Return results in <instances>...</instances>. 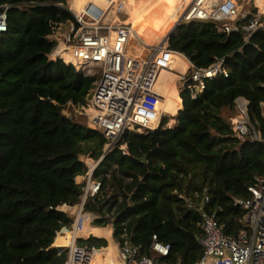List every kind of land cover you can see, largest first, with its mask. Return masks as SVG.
<instances>
[{"label":"trees","instance_id":"16d2710c","mask_svg":"<svg viewBox=\"0 0 264 264\" xmlns=\"http://www.w3.org/2000/svg\"><path fill=\"white\" fill-rule=\"evenodd\" d=\"M66 3L0 0L8 24L0 32V264H66L72 235L66 228L73 217L60 207L81 202L84 183L76 177L88 171L81 157L99 159L106 143L87 116L75 115L68 105H87L97 76L52 55L57 43L47 36L73 20ZM134 25L149 43L164 36L159 21ZM246 37L242 30L220 32L207 22L182 24L170 36L169 47L196 66L224 57L229 77L208 80L196 98L182 92L177 125L126 132L121 143L127 149L116 147L104 157L95 171L101 190L84 206L101 227L87 221L77 233L87 237L79 245L96 248L86 264L114 263L118 247L107 225L119 245L128 238L153 254L156 234L171 245L162 261L195 264L203 253V228L185 197L196 200L197 191L210 197L207 208L217 212L227 234L243 229L245 211L234 197H248L255 177L264 176V141L238 139L229 120L235 99L244 96L251 122L264 136V29Z\"/></svg>","mask_w":264,"mask_h":264},{"label":"built area","instance_id":"2783aa9c","mask_svg":"<svg viewBox=\"0 0 264 264\" xmlns=\"http://www.w3.org/2000/svg\"><path fill=\"white\" fill-rule=\"evenodd\" d=\"M72 13L78 25L68 47L72 61H66L56 52L59 41H55L57 45L52 55L61 57L85 75L97 76L87 105L76 107L72 102L68 105L79 108L78 113L87 116L88 126L106 137L99 159L89 155L81 157L88 166L81 180L84 183L81 202L60 207L73 217L68 231L79 233L89 221L90 212L84 209L86 201L101 190V181L95 176V171L104 157L116 147L127 149V143H121L126 132L149 133L165 125L163 120L167 113L161 112L158 107L163 97L155 85L164 70L172 69L173 58L169 57L168 52L174 50L169 47L168 35L175 33L182 24L207 22L214 24L220 32L242 30L248 39L257 29H264V13L260 10L244 12L239 0H192L178 15L175 27L154 43H148L130 21L126 0H104L102 4L88 0ZM248 16L250 20L240 24ZM7 28L5 8L0 11V32ZM135 45L147 51L143 54L131 53L130 49ZM225 62V58L221 57L208 67L192 63L186 71L181 90L196 98L206 88L208 80L229 77ZM235 111L229 118L234 135L242 141H264L262 133L251 122L249 100L246 97L238 96L235 99ZM65 113L70 114L68 109ZM248 190V197H234L235 204L245 211L244 227L237 235L227 234L217 212L207 208L210 202L207 194L203 196L197 191L196 200L185 197L188 205L199 212L203 228L200 239L203 253L195 264H264V176H256ZM90 214L93 220L97 217ZM79 238L76 237L67 246L69 255L66 264H86L91 260L93 249L79 245ZM151 248L153 254L145 253L139 245L126 238L119 247V255L124 264H171L160 259L169 255L170 244L160 241L154 234Z\"/></svg>","mask_w":264,"mask_h":264},{"label":"bare ground","instance_id":"6f19581e","mask_svg":"<svg viewBox=\"0 0 264 264\" xmlns=\"http://www.w3.org/2000/svg\"><path fill=\"white\" fill-rule=\"evenodd\" d=\"M75 1L80 2L83 5L88 0H75ZM94 1L101 3V4L104 2V0H94ZM191 1L192 0H189L187 5ZM255 5L257 7H259V10L262 13H264V0H255ZM136 13H139V12L136 11ZM177 18H178V16H177ZM177 18H175L174 21L170 22L168 27L166 29H164L165 30L164 36L169 31H171V29L173 28ZM135 28H136V26H135ZM77 29H78V25H77L76 21L73 19V20H70L68 23H66V26H65V24H63L62 26L54 28L53 32L47 36L51 41H59L60 42V46L56 49V52H58V55L63 56L65 58V60L68 62L72 61L68 47L71 45V42H72V40H73V38L77 32ZM146 41H147V39H146ZM146 51H147V49H144V48L140 47L139 45H135L134 47H132L130 49L131 53H139V54L142 53L143 54ZM170 52H174V51H170ZM174 53H177L179 58L176 59L175 61H173L171 70H164L161 73V75L158 78L157 83L155 85V88L162 93V97H163V99L160 101V103L158 105L161 112L166 108H170L172 110L171 106H173V107L177 106L178 107V104H176V102H177L176 100H174V99L170 100V96H172L171 89H174V88L177 89L178 98H179L180 97V91H179L178 86H177V80L179 78H181V74L186 73V71L188 70V68L192 64L190 62V60L188 59V57H186V55H184L183 53H178V52H174ZM181 63H184V64H182V67L180 68L179 66H181ZM188 63H189V66H188ZM184 67H185V69H184ZM176 69L178 70V74H175L176 77H174L171 74V71H176ZM169 93H170V95H168ZM169 105H171V106H169ZM177 107H174V108H177ZM76 234L77 233H74V235L71 236V242H73L76 239Z\"/></svg>","mask_w":264,"mask_h":264},{"label":"rangeland","instance_id":"374dc122","mask_svg":"<svg viewBox=\"0 0 264 264\" xmlns=\"http://www.w3.org/2000/svg\"><path fill=\"white\" fill-rule=\"evenodd\" d=\"M131 1L136 2V4L138 5L137 8H136V5H132V3L127 1V5H128L129 10L131 12L130 13L131 16H133V17L139 16L140 13H136V11L142 12V14H143L142 17H139L135 21H133L134 24H137L140 19H149L150 21H159L164 26V29H166L168 27L169 23L174 21L175 18H177V16L180 14V12L177 14L178 7L179 6L183 7L184 4H186L188 0H180V2L178 4L176 2H173V1H170V0H131ZM74 3H75V8L76 9H78L82 5V3H76L75 1H74ZM129 4H131V5H129ZM239 4L241 5V7H242L244 12H254V11L257 12V11H259L257 6L255 5V0H239ZM263 18H264V14H263ZM65 26H66V24H65ZM158 33H159V31L156 33V35ZM169 57L173 58L172 61H175L176 59L179 58L178 54L174 53V52H169ZM171 74L174 77H176L175 74H178V70L176 69V71H171ZM186 74L187 73L181 74V78H179L177 80V86H178V89L180 90V93L183 92L181 90V87H182L183 82L185 81ZM172 91H175V92H172ZM171 92H172V96H170V100L174 99V100L177 101V98H178L177 89H175V88L171 89ZM168 95H170V93ZM176 104H178V107H179L180 102L178 101V102H176ZM169 106H171V105H169ZM171 107H172L173 110H176L178 108L177 106H174V107H177V108H174L173 106H171ZM74 109H75V115H77L78 111H80V110H79V108H74ZM70 113L72 114V110H70ZM166 117L168 118V122H167L168 124L166 123L167 125L165 124L163 128L170 127V124L173 122L174 119H176V116H174L172 114H168ZM81 179H83V178H81ZM79 183H81V180L79 181ZM88 220H89L90 224L94 225L93 222H92L93 216L90 213H89V219ZM66 229L69 230V228H66ZM73 235H74V233H72L71 236H73ZM76 237H78V234H76ZM83 238H87V237H83ZM108 244H109V240H108ZM92 249L94 250L96 248H92ZM114 256H115L114 257V262H116L117 264H124L123 261L120 258L119 250H117V252L114 254ZM116 263H114V264H116Z\"/></svg>","mask_w":264,"mask_h":264},{"label":"crops","instance_id":"0c3cea01","mask_svg":"<svg viewBox=\"0 0 264 264\" xmlns=\"http://www.w3.org/2000/svg\"><path fill=\"white\" fill-rule=\"evenodd\" d=\"M74 1L75 0H67V3H66V6L71 10V11H73V10H77L76 8H75V3H74ZM128 2H129V0H127ZM76 2V1H75ZM76 3H80V2H76ZM132 5H136V8H137V4H135V3H132ZM128 10H129V7H128ZM129 13H131L130 12V10H129ZM140 13V15L139 16H137V17H133V16H131L130 15V20L133 22V21H135L137 18H139V17H142V12H139ZM138 15V14H137ZM176 23V22H175ZM173 27H175V24H174V26ZM56 42H58V41H56ZM175 52H178V51H175ZM178 53H181V52H178ZM191 62V61H190ZM192 63V62H191ZM176 64V63H175ZM178 64V63H177ZM182 64H184V63H181V66H179L180 68L182 67ZM184 66V65H183ZM188 66H189V63H188ZM184 69H185V67H184ZM159 93H161L159 90H157ZM180 91V90H179ZM172 92H175V91H172ZM162 94V93H161ZM181 94L182 93H180V97L179 98H177V102L179 101L180 102V104H179V107L176 109V110H173L172 109V111L174 112L172 115H174V116H176V119H174L173 120V122L170 124V127H173V126H175V125H177L178 124V119H177V117H178V112H179V110L182 108V106H183V101H182V98H181ZM177 112V113H176ZM177 115H176V114ZM168 115V114H167ZM78 177H81V178H83V175H79V176H77L76 177V181L79 183V181L77 180V178ZM82 180V179H81ZM89 224H90V222H89ZM90 226H94V227H101V226H96V225H92V224H90ZM108 227H110L111 228V234H112V238H113V227L111 226V225H107ZM104 227H106V226H104ZM71 232V231H70ZM71 233H74V232H71ZM113 240H114V238H113ZM115 241V240H114ZM116 242V241H115ZM73 242H71V243H69L70 245L72 244ZM117 243V247H118V250H119V247H120V245H119V243L118 242H116ZM121 262V261H120ZM114 263H116V262H114ZM113 263V264H114ZM91 264H93V262H91ZM95 264H100V262H97V263H95ZM117 264V263H116Z\"/></svg>","mask_w":264,"mask_h":264},{"label":"water","instance_id":"95a60500","mask_svg":"<svg viewBox=\"0 0 264 264\" xmlns=\"http://www.w3.org/2000/svg\"><path fill=\"white\" fill-rule=\"evenodd\" d=\"M172 33H173V32H171V34H172ZM171 34L168 35L169 38H170ZM168 37H167V39H169ZM142 159H143V160H146V156H143ZM80 238H83V237H80ZM80 238H79V239H80ZM66 247H67V246H66Z\"/></svg>","mask_w":264,"mask_h":264}]
</instances>
